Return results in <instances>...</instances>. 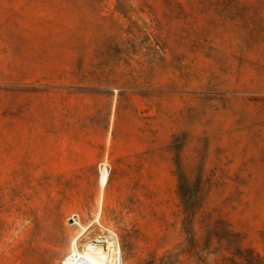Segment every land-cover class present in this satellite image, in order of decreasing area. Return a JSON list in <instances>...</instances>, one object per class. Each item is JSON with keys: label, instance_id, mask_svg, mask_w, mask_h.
<instances>
[{"label": "rangeland", "instance_id": "1", "mask_svg": "<svg viewBox=\"0 0 264 264\" xmlns=\"http://www.w3.org/2000/svg\"><path fill=\"white\" fill-rule=\"evenodd\" d=\"M111 235L264 264V0H0V264Z\"/></svg>", "mask_w": 264, "mask_h": 264}, {"label": "bare ground", "instance_id": "2", "mask_svg": "<svg viewBox=\"0 0 264 264\" xmlns=\"http://www.w3.org/2000/svg\"><path fill=\"white\" fill-rule=\"evenodd\" d=\"M108 175V169L104 168L102 187L107 184ZM78 242L76 237L65 264H122L119 245L114 235L89 239L83 247L78 246Z\"/></svg>", "mask_w": 264, "mask_h": 264}]
</instances>
